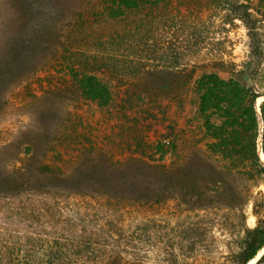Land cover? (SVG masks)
<instances>
[{"label":"trees","instance_id":"16d2710c","mask_svg":"<svg viewBox=\"0 0 264 264\" xmlns=\"http://www.w3.org/2000/svg\"><path fill=\"white\" fill-rule=\"evenodd\" d=\"M237 21L241 62L223 42ZM43 73L30 125L0 145V264H143L132 242L160 232L167 264L216 229L228 264L264 248V0H0V114ZM81 102L117 122L120 159L85 137ZM72 197L85 212H65ZM170 203L172 227L113 220Z\"/></svg>","mask_w":264,"mask_h":264},{"label":"rangeland","instance_id":"374dc122","mask_svg":"<svg viewBox=\"0 0 264 264\" xmlns=\"http://www.w3.org/2000/svg\"><path fill=\"white\" fill-rule=\"evenodd\" d=\"M227 36L228 37H226L223 42H233V56L237 62H241L247 53V43L249 41L246 29L237 21ZM46 76L47 75L43 73L38 78L39 80L35 79L28 93L21 88L10 95L6 107L0 114V145L10 142L30 125L31 118L36 111V98L42 95L40 79L45 81ZM261 102L260 100L259 103ZM76 108L77 109H72L82 116L83 123H81L80 128H83L82 130L85 133V137L109 145L120 155L117 157L120 159L122 157V150L115 146L117 144L114 143L120 140L118 132L115 133L119 129L116 125L117 122L115 120H110V118H105L104 114L101 113L95 104L81 102ZM196 110L194 104H190L186 107L188 119L194 117ZM72 120L74 124L80 122L79 118H72ZM259 190L264 191V187L262 186ZM84 201L86 200L84 199ZM92 204L93 205H90L91 209L87 210L91 213V219L95 225L105 219L106 213L105 210L97 208L93 202ZM83 206H87L86 203L83 202V199L75 197L69 198L63 205L67 214H74V212L78 210L85 212L84 208H82ZM173 207L174 204L170 203L169 206H165V208L163 207L161 209L151 210L149 208H143L138 212L134 211L126 216L115 214L113 220L125 226L124 232H132L135 226L141 223H149L151 227L157 225L155 228H160L162 226H165V228L172 227L176 222V218L171 215ZM251 211V206H249L247 209L249 215L247 224L249 227H254L256 220L252 216ZM158 231H162V228L155 232L158 233ZM149 234L152 236L151 240L143 235L140 240L132 242L133 246L136 245L135 250L138 251L137 254L142 259L143 264H167L168 262L166 261L170 258L169 255H166L167 253H164L166 252L167 235L160 232L158 233L157 239H154V233ZM230 242L231 240L227 234L218 229L214 230L213 237L207 240V247L204 248L196 258L189 260L187 264H228L226 256L230 250V246L228 245ZM128 251L133 252L130 248H128ZM263 254L264 248L260 250L253 264H256Z\"/></svg>","mask_w":264,"mask_h":264},{"label":"water","instance_id":"95a60500","mask_svg":"<svg viewBox=\"0 0 264 264\" xmlns=\"http://www.w3.org/2000/svg\"><path fill=\"white\" fill-rule=\"evenodd\" d=\"M264 100V98H261V101H263ZM255 106H256V109H257V111H258V114H259V116H260V121H261V125H262V119H261V113H260V103L258 102V101H256V103H255ZM261 140V144H260V146H261V153L263 154V151H262V140H263V137H262V129H261V133H260V137H259V140H258V142ZM258 151H259V149H258ZM263 156H264V154H263ZM256 258V257H255Z\"/></svg>","mask_w":264,"mask_h":264},{"label":"bare ground","instance_id":"6f19581e","mask_svg":"<svg viewBox=\"0 0 264 264\" xmlns=\"http://www.w3.org/2000/svg\"><path fill=\"white\" fill-rule=\"evenodd\" d=\"M260 100H261V98L258 99L257 101L260 102ZM260 144H261V140L258 142V149H259V155H260V158H261L262 162L264 163V156H263V154L261 153V146H260ZM257 256H258V255H257ZM257 256H256V258H257ZM256 258H254L253 260H251L248 264H253V263H254V260H256Z\"/></svg>","mask_w":264,"mask_h":264}]
</instances>
